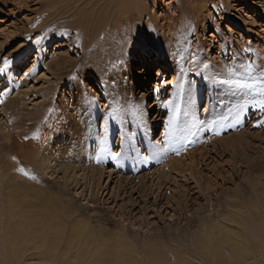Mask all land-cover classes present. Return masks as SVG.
<instances>
[{
    "label": "rangeland",
    "instance_id": "rangeland-1",
    "mask_svg": "<svg viewBox=\"0 0 264 264\" xmlns=\"http://www.w3.org/2000/svg\"><path fill=\"white\" fill-rule=\"evenodd\" d=\"M121 1L0 0V60L5 57L12 60L14 70L17 69L15 73L24 63L30 62L29 71L35 73L33 79L17 78L15 73L8 76L6 66L0 68V76H7L0 82V87L7 84L6 92L0 95V237L3 242L9 240L7 232L22 231L23 225H32L30 231H38L32 235L33 242L29 234L28 244L24 240L22 245L16 246L12 255L21 252V256L17 253V260L14 256L11 260L7 258L9 264L18 260L17 264H44L36 259L39 252L29 249L32 245L54 248V253H47L48 258L57 256L59 263L57 260L47 264H220L221 250L226 251L221 248L213 251L212 247L205 246V239L218 236L224 221L219 215L209 220L206 217L217 209L231 210L223 207L224 200L234 195L239 207H245L239 208L237 217L248 220L251 204L264 207V124L254 127V117L230 127L221 135L191 133L175 147L162 144L168 116L163 104L172 98V85L177 79V66L170 54L177 51V38L182 29L189 23L194 26L192 50L200 48L213 69L230 66L233 58L250 59L264 68V0H226L223 8L217 5L216 10L208 6L207 13L213 16L210 25L198 23L195 15H181L176 0H132L134 5L126 10L129 15L119 13ZM66 11L71 14L61 16ZM244 13L248 17L243 16ZM45 26L50 28L45 29ZM49 30L76 35L61 38L49 35ZM125 33L136 45V51L132 45L124 46L122 58L127 61L126 67L114 70L117 59L121 58ZM37 34H44L47 39L42 45L34 46L29 38H39ZM137 35L141 43H136ZM225 40L242 51V57L233 56L228 48L225 59L221 55V43ZM145 42L154 45V57L165 62L164 73L158 74V64H154L147 68L141 65L133 74L134 63L144 57L141 44ZM76 44L79 46H74ZM245 46H249L250 51L246 52ZM22 56L25 62L19 63ZM162 79L168 83H161ZM184 79L192 85L199 116L201 119L208 117L204 109L210 101L208 86L211 85L192 74H186ZM140 82L151 86L136 90ZM13 97L20 99L17 110L9 109L7 104ZM74 98L79 104L77 109ZM93 98L98 106L92 103ZM132 101L144 105L148 134L153 143L161 147L154 149L145 145L138 146L135 152H126L121 147L117 129L112 127L111 155H103L105 149L96 137L89 136V140H85L88 113L91 112L99 123L109 104ZM73 128L77 139L70 143L72 137L68 131ZM8 132L13 133L19 145L24 141L22 146L27 149V158L20 156L17 143L8 140ZM38 135H45L46 139H37ZM230 142L235 144L236 150L222 153L225 148L230 149ZM196 148H200L201 153L207 152V156L203 161L198 160L195 167L194 161L185 160L181 153L185 149L193 152ZM195 155L197 160L198 155ZM170 158L178 159V163L185 161L191 176L194 167L200 176L195 180L181 173V177L169 167ZM92 177L95 184L89 181ZM156 178H164L162 185L157 184L159 179ZM125 183L137 191L122 192ZM100 190H103L100 197L91 195ZM160 192L166 196L157 205ZM66 214L69 219H65ZM40 221H44L48 230L59 232L58 237H43L49 232L38 229ZM252 222L249 230L262 243L264 237H258L253 230L259 226L257 218ZM227 223L229 228L236 229L234 222ZM16 226L19 229L14 231ZM204 232L210 234L204 237ZM84 233L91 239L89 247H73ZM96 256L103 259L100 260L103 263H98ZM59 258L64 260L60 262ZM259 263L264 264V261L260 259Z\"/></svg>",
    "mask_w": 264,
    "mask_h": 264
},
{
    "label": "snow or ice",
    "instance_id": "snow-or-ice-1",
    "mask_svg": "<svg viewBox=\"0 0 264 264\" xmlns=\"http://www.w3.org/2000/svg\"><path fill=\"white\" fill-rule=\"evenodd\" d=\"M195 32L194 26L190 23L185 26L177 38V51L172 52L174 62L177 66V79L172 85L174 93L172 98L163 104L168 116L165 123L163 145L175 147L186 134L200 132H209L213 135H221L230 127L238 126L241 122L254 117L255 121L264 124V68H260L250 59L243 62H237L226 66L222 71L211 67L210 61H207L201 54V49L192 50L191 35ZM29 38V42L35 45H42L47 39L44 34H37ZM49 35H59L61 38L66 35L71 38L74 33L60 31L58 33L49 30ZM124 45L121 46V58L117 59L115 69H124L127 61L122 58L123 48L132 45L136 51V45L133 44L128 33L123 37ZM223 42V41H222ZM136 43H141L137 35ZM76 47L79 44L74 45ZM145 63L149 62L155 54L154 45L147 42L141 44ZM246 52L250 49H245ZM221 55L227 59V46ZM13 61L5 57L0 60V68L7 67L10 71ZM39 63V62H37ZM32 65L24 63L15 76L33 79L34 72H30ZM192 74L207 81L213 89H223L224 95L231 97L230 100L221 98L214 106L211 102L205 107V112L211 115L201 119L198 113L196 96L193 92L191 83L185 82V75ZM6 74L0 76V82L5 81ZM161 83L167 84L168 81L162 79ZM7 84L0 87V95L6 92ZM159 92V89H154ZM107 103V100L105 101ZM92 103L98 102L93 98ZM216 107H221L222 112H215ZM85 133L90 137H96L103 145L104 155H111L110 129L115 127L121 138V147L126 151L135 152L138 146H148L149 148L159 149L161 144H154L151 140L147 127V116L144 105L137 104L135 101L130 103L119 102L109 104L106 115L100 118L99 123L88 113Z\"/></svg>",
    "mask_w": 264,
    "mask_h": 264
},
{
    "label": "bare ground",
    "instance_id": "bare-ground-1",
    "mask_svg": "<svg viewBox=\"0 0 264 264\" xmlns=\"http://www.w3.org/2000/svg\"><path fill=\"white\" fill-rule=\"evenodd\" d=\"M177 1V4H178V10H179V12H180V14L181 15H187V16H191V15H195L196 17H197V20H199L198 21V23L199 22H207L208 23V25H210L211 24V21H212V14L211 13H207V8H208V6L210 7H213V9L214 10H216V8L219 6L220 8H223V6H224V2L226 1V0H217V2H216V4H214L213 2H215V0H176ZM230 1V0H229ZM243 1H245V0H243ZM66 2V1H65ZM122 3H121V5H119V13H125V14H128V13H126L127 11V9H130V7H131V5H134V2L132 1V0H123V1H121ZM246 2V1H245ZM247 2H249V1H247ZM69 2H67V5L69 6V4H68ZM136 4V3H135ZM218 5V6H217ZM248 5V4H247ZM60 6V5H59ZM136 6V5H135ZM64 7H65V5H64ZM75 7H77L78 8V5H75ZM218 7V8H219ZM245 8L247 9V7L245 6ZM71 9V8H70ZM144 9V8H143ZM139 10H141V9H139ZM209 10V9H208ZM60 11V10H59ZM69 11V10H68ZM144 11V10H143ZM224 11V10H223ZM71 12V11H70ZM129 12V11H128ZM145 12V11H144ZM143 12V13H144ZM71 13H69V12H65V13H62L61 14V16H68V15H70ZM140 14H142V13H140ZM56 15V14H55ZM129 15V14H128ZM126 16V15H125ZM243 16H247V14H245L244 13V15ZM248 17V16H247ZM53 18V17H52ZM54 19V18H53ZM52 19V20H53ZM56 20H54V22H55ZM72 23V22H71ZM194 23H195V21H194ZM197 23V24H198ZM55 23H53V25H54ZM196 24V23H195ZM179 26H182V25H179ZM50 28V26H45V29H49ZM72 28V27H71ZM73 31V30H72ZM221 49H223V50H225V46H227V49L228 48H230L231 50H230V52H231V54L234 56H241V53H242V51H240V50H238L237 48H235L229 41H227V40H225V41H223L222 43H221ZM244 50L245 49H250V47L249 46H245L244 48H243ZM261 56V55H260ZM242 57V56H241ZM263 57V56H262ZM24 57L22 56L20 59H19V63H23V62H25L24 61ZM262 60V59H261ZM243 61H247L246 59H243V58H238V59H234L233 58V60L230 62V65L231 64H234V63H237V62H243ZM154 64H158V74H160V73H164L165 71V62H163L162 61V59H160V61L158 60V59H156L154 56H153V58H151V60L149 61V62H147V63H145V59H144V57H141L138 61H136L135 63H134V67H133V74H135L136 73V70H137V68H139V67H141V65L142 66H146V68L147 67H150V66H154ZM264 64H262V66H263ZM215 70H219V71H222L224 68H214ZM11 70H12V72L11 71H9V73H8V76L9 75H12L13 73H15L16 71H17V69L16 70H14V66H12V68H11ZM9 78V77H8ZM11 79V78H10ZM153 85V84H152ZM151 85L150 84H146V82H140V84H139V86L137 87V88H135L136 90L137 89H140L141 91L144 89V88H147V87H150ZM208 91H210V97L208 98L210 101L209 102H211L212 100V104L215 106L216 104H217V102L221 99V98H223V99H226V100H230L231 99V97H228V96H225L224 95V91L225 90H223V89H219V88H217V89H213V87L212 86H208ZM18 93H21V92H18ZM17 94V93H16ZM21 95V94H20ZM22 96V95H21ZM142 96H143V93H142ZM15 97V96H14ZM10 98V99H8L7 100V104H9V109H11V108H13L14 110H17L18 109V101L20 100L19 98H20V96H19V94H18V97L19 98ZM144 97V96H143ZM207 99V100H208ZM74 102L76 103L75 104V107H76V109L78 108V106H79V104H78V102H77V99L76 98H74ZM209 102H208V104H209ZM207 106V105H206ZM223 111V109L221 108V107H216L215 108V112H217V113H219V112H222ZM78 112V111H77ZM43 114V113H42ZM45 114V113H44ZM211 114L209 113V115L208 116H210ZM249 118H251V116L249 117ZM242 123V122H241ZM21 124V123H20ZM244 124V123H243ZM261 123H259L258 121H256L255 122V124H254V127L256 126V128H257V126L258 125H260ZM239 126V125H238ZM260 127V126H259ZM70 129V128H69ZM12 130V129H11ZM68 132H71L70 133V135H71V140L69 141L70 143H74V142H76V139H77V135H75V134H77L75 131H74V128H73V130L72 131H68ZM26 133V132H25ZM24 134V133H23ZM2 135V134H1ZM67 135V134H66ZM69 135V136H70ZM6 137L8 138V140L10 141V139H12V141H13V144H14V142L15 143H17V141H16V138L14 137V135H13V133L12 132H8V134L6 135ZM5 137V138H6ZM40 137L41 138H44V139H46V137H45V135H43V136H37V139H40ZM89 136H87L86 138H85V140L87 141V140H89V138H88ZM79 138V137H78ZM67 139V138H66ZM4 140V139H3ZM7 140V141H8ZM34 140V139H33ZM69 140V139H68ZM67 140V141H68ZM66 141V142H67ZM200 141L199 140H196V143H199ZM232 142V141H231ZM229 143V144H231V146H230V149H227V148H225L223 151L224 152H222V153H226L225 151H230L231 149L232 150H236V148H235V144L234 143ZM22 143H24V141L23 142H21L20 144L21 145H19L18 143V146H19V153H20V156H22L23 158H27V156H28V154L26 153V151H27V149L26 148H24V146H22ZM195 143V142H194ZM25 145V144H24ZM67 145V144H66ZM187 145V144H186ZM61 146V145H60ZM64 147V146H63ZM67 147V146H66ZM229 147V146H228ZM64 149V148H63ZM67 149V148H66ZM198 149H200V148H196L195 149V151H193V152H189L188 150H184V152H182L181 153V155H183L184 156V158H185V160L187 159V160H189V161H194L193 162V165L195 166L197 163H199L198 162V160H202L203 161V158H204V156H207V152H199V151H201V150H198ZM65 150V149H64ZM202 150H203V148H202ZM162 151V150H161ZM221 151V150H220ZM69 153V152H68ZM99 153V152H98ZM162 152H160V154H161ZM180 153V152H179ZM195 153L198 155V159L196 160V155H195ZM62 154H64V153H62ZM164 155H165V153H163ZM65 155V154H64ZM101 155H102V153H101ZM104 155V154H103ZM65 157V156H64ZM67 157V156H66ZM65 157V158H66ZM109 157V156H108ZM53 159V158H52ZM102 159V158H101ZM171 159V158H170ZM54 160V159H53ZM76 160V159H75ZM74 160V161H75ZM104 160V159H103ZM26 161H27V159H26ZM25 161V162H26ZM55 161V160H54ZM60 161V160H59ZM100 161V160H99ZM182 161V160H181ZM101 162V161H100ZM167 162H169V167L171 168V170H173V171H175V172H179L180 174V176H181V173L184 175V177H187V178H191V179H195V180H197L196 178H198L200 175L196 172V170H195V167L193 168V170H194V172L192 173V176H191V171H189L188 170V168L184 165V163H185V161H183V162H179L178 163V159L176 160V161H174V160H169V161H167ZM236 163V162H235ZM181 164V165H180ZM201 164H202V162H201ZM70 165V164H69ZM192 165V164H191ZM236 165V164H235ZM56 166V165H55ZM58 166V165H57ZM189 167V166H188ZM49 169V168H48ZM163 170V169H162ZM172 171V172H173ZM158 172H160V171H158ZM65 173H66V171H65ZM64 172L62 173L63 174V176L64 175H66ZM105 173V172H104ZM161 173V172H160ZM160 173H157V174H160ZM171 173V172H170ZM103 174V173H102ZM163 174V173H162ZM168 174V173H167ZM100 175H101V173H100ZM111 175V174H110ZM222 175V174H221ZM162 176V175H161ZM231 176H233V175H231ZM64 177H66L67 178V176H64ZM90 177V176H89ZM95 177V176H94ZM152 177H154L155 178V176H152ZM159 177V176H158ZM166 177V176H165ZM182 177V176H181ZM221 177H223V176H221ZM102 178V177H101ZM110 178V177H109ZM134 178V177H133ZM149 178H151V177H149ZM169 178H171V176L169 177ZM168 178V179H169ZM220 178V177H219ZM234 178V177H233ZM131 179V178H130ZM129 179V180H130ZM146 179V178H145ZM144 179V180H145ZM157 179V178H156ZM156 179H155V181H156ZM159 179V183H158V181H157V184L158 185H162V183L164 182L163 181V179L164 178H158ZM157 179V180H158ZM201 179V178H200ZM134 180V179H133ZM147 180H148V177H147ZM152 180V179H151ZM167 180V179H166ZM173 180V179H172ZM186 180V179H185ZM184 179H183V181H185ZM189 180V179H188ZM199 180V179H198ZM77 181V180H76ZM89 181H92V183L93 184H95L96 183V181L94 180V178L92 177V178H90V180ZM112 181V180H111ZM127 181V180H126ZM135 181H137V179H135ZM142 181V180H141ZM223 181V180H222ZM226 181H227V179H226ZM132 182V181H131ZM138 182V181H137ZM186 182H188V181H186ZM220 182V181H219ZM78 183V182H77ZM76 183V184H77ZM110 183V182H109ZM139 183H140V181H139ZM144 183H146L145 181H144ZM147 183H148V181H147ZM150 183V182H149ZM169 183V182H168ZM205 183V182H204ZM126 184V183H125ZM133 184V183H132ZM138 184V183H137ZM136 184V185H137ZM141 184H142V182H141ZM167 184V183H166ZM172 184V183H171ZM232 184H233V182H232ZM124 185V184H123ZM135 185V184H134ZM136 185H135V187H136ZM138 185H140V184H138ZM145 185V184H144ZM164 185V184H163ZM204 185V184H203ZM92 186V185H91ZM142 186V185H141ZM149 187H150V184L148 185ZM148 186H146V187H148ZM96 187V186H95ZM98 188H99V185L97 186ZM144 187V186H143ZM148 187V188H149ZM151 187H154V186H152V184H151ZM156 187H158V186H156ZM161 187V186H160ZM160 187H158V188H160ZM252 187L253 188H255V186H253V184H252ZM123 189H122V192L123 191H125V190H128V189H131V190H128V191H131L130 193L132 194V189H133V186L131 185V184H126V185H124V187H122ZM161 188H163V187H161ZM166 188V187H165ZM169 188V187H168ZM100 189H102V188H100ZM146 189V188H145ZM157 189V188H156ZM167 189V188H166ZM249 189V188H248ZM98 190V189H97ZM133 190H135V188L133 189ZM142 190H144L143 188H142ZM158 190H160L161 191V189H158ZM157 190V191H158ZM67 190H66V187L64 186L63 187V192L65 193ZM103 191V190H102ZM102 191L100 190L99 192H92L91 193V195L92 196H99L100 197V194H102ZM135 191H137V190H135ZM149 191V190H148ZM126 192V191H125ZM144 192H147V191H144ZM152 192H153V190H152ZM159 192V191H158ZM165 192V191H164ZM188 192V191H187ZM223 192H225V191H223ZM227 192V191H226ZM235 192V191H234ZM141 193H143V192H141ZM149 193V195H150V191L148 192ZM168 193V192H167ZM230 193V192H229ZM63 194V193H62ZM135 194V193H134ZM125 195V194H124ZM152 195H153V193H152ZM158 195V194H157ZM133 196V195H132ZM138 196H140V195H138ZM143 196H145V195H143ZM151 196V195H150ZM165 196H166V194L165 193H159V195L157 196L158 198H157V205L160 203V202H162L163 200H164V198H165ZM225 196V195H224ZM223 196V197H224ZM148 197V196H147ZM238 198H239V196H237ZM55 198V197H54ZM59 198H61V197H59ZM64 198V197H63ZM138 198V197H137ZM150 198V197H149ZM172 198H174L173 196H172ZM225 198V197H224ZM65 199V198H64ZM136 199V198H135ZM147 199V198H146ZM167 199V198H166ZM169 199V198H168ZM55 200H56V198H55ZM59 200V199H58ZM66 200V199H65ZM64 200V201H65ZM170 200V199H169ZM193 200V199H192ZM172 200H170V202H171ZM225 201V205L223 206V207H225L226 209L228 208V209H231V210H229V211H221V210H214L213 211V213L212 214H209L206 218H208V220L209 219H212L213 217H215L216 215H219L222 219H223V223H222V226L220 227V230H219V235L216 237H214V239L213 238H211V236H208V239H205V246H210V247H212L214 250L213 251H215V250H219V248H221V249H224L228 254H226V252H224L223 250H221V254L223 255V257H221L222 255L221 254H219V255H221V256H219L220 257V259L222 258V260H221V263L220 264H243V263H245V264H247L246 262H250L251 263V261H254L255 263L254 264H260L259 263V260L260 259H262L263 261H264V241L261 243V242H259V241H257L256 240V236H254L253 234H252V232L249 230L250 229V224L249 223H251L252 221H253V219L254 218H257V224H259V226H257V227H254V229L253 230H255V233H256V235L258 236V237H260V238H262L263 239V237H264V207H262V206H260V205H257V204H251L250 206H249V208H248V211L249 212H247L248 214H247V216H248V220L244 217V219H242V218H240V217H237V215H238V213H239V208H241V209H245V207L244 208H242V207H239V203L237 202V200H236V196L234 195L233 196V198H227L226 200H224ZM145 202V201H144ZM167 202V201H166ZM147 203V202H146ZM145 204V203H144ZM180 205V204H179ZM178 205V206H179ZM143 207V206H142ZM14 208V207H13ZM162 208V207H161ZM28 209V208H27ZM174 209V208H173ZM219 209H220V206H219ZM65 210V209H64ZM178 210H179V208L178 207H176V211L178 212ZM224 210V209H223ZM201 211V210H200ZM205 212V210H202V213H204ZM201 213V214H202ZM241 213V212H240ZM179 214V213H178ZM40 215V214H39ZM37 216V215H36ZM15 217V216H14ZM65 219H69V215L68 214H66L65 215ZM205 217V216H204ZM237 217V218H236ZM250 217H251V221H250ZM16 218V217H15ZM29 219V218H28ZM205 219V218H204ZM3 220H4V218H3ZM6 220V219H5ZM23 220V219H22ZM43 220H45V219H43ZM23 221H25V220H23ZM4 222H6V221H4ZM227 222H234L235 223V225H236V229H231V228H229L228 226H227ZM10 223V222H9ZM13 223H15V222H13ZM25 223H27V221L25 222ZM34 223V222H33ZM71 223V222H70ZM253 223V222H252ZM251 223V224H252ZM30 224V223H29ZM31 224H32V222H31ZM2 225H3V223H2ZM5 225H6V223H5ZM17 226H18V224H16ZM23 225V224H22ZM52 225V224H51ZM256 225V224H255ZM7 226H9V224L7 225ZM15 227V228H17L16 230H14V231H17L19 228L18 227ZM4 227V226H3ZM11 227V226H10ZM23 227H24V229H22V231H21V229L19 230V232H17V233H14L13 231H11V232H7L8 234H9V236H10V239L9 240H7V241H4L3 242V238H2V236L0 237V264H7L8 263V261H6V259L8 258V259H10V257L12 256V258H13V256H14V258L17 256V253H15L16 255H12V253L15 251V248H16V246H18V245H22V243H23V241L24 242H27V244L29 243V239H28V235L30 234V241L31 242H33V239H32V235H34L33 233H36V234H38V231H34V230H32V231H30L31 230V227H33L32 225H29L28 227H27V225H26V227L23 225ZM45 227H47L45 224H44V221L43 222H39L38 223V229H43V230H45L46 232H49V235H42L43 237H52V239L53 238H56V237H58V233L59 232H54V231H50V230H48V228H45ZM54 228V227H53ZM75 228V227H74ZM6 229H7V227H6ZM13 229H14V227H13ZM205 230V229H204ZM0 231H1V229H0ZM10 231V230H9ZM89 231V230H88ZM206 231V230H205ZM104 232V231H103ZM2 233V232H1ZM3 233H4V231H3ZM206 232H204V234H205ZM217 233V232H216ZM8 234H7V236H8ZM210 233H206L205 235H204V237H207V235H209ZM1 235H3V234H1ZM41 235V234H40ZM56 235V236H55ZM36 236V235H35ZM34 236V238H36ZM41 237V236H40ZM39 237V238H40ZM79 237H81V238H79L80 239V241H78V243L76 244H74L73 245V247L74 246H77V245H81V246H88L89 247V243L91 242V239H90V237H89V235L88 234H86V233H84V234H82V236H79ZM211 238V239H210ZM37 239V238H36ZM41 239V238H40ZM261 239V240H262ZM45 240V239H44ZM94 241V240H93ZM202 241H204V240H202ZM42 242V241H41ZM45 242V241H44ZM202 244H204V242H202ZM42 245V244H41ZM65 245V244H64ZM68 245V244H67ZM67 245H66V247H67ZM28 246V245H27ZM23 247V246H22ZM18 248V247H17ZM69 248V247H68ZM68 248H67V250H68ZM18 249H20L21 250V248L19 247ZM30 250H33L34 252H39V254L37 255V257H36V259H38V260H40V261H44V264H45V262H46V264H47V262L48 261H57L58 259V257L56 258H52V259H50V258H48V254L50 255L51 253H52V251H53V249L50 247V246H47L46 247V245H45V247L44 246H38V245H32V246H30V248H29ZM44 249V250H43ZM72 248H70L69 250H71ZM205 249V248H204ZM24 250V247L22 248V250L21 251H23ZM41 250H43V252L41 251ZM78 250V249H77ZM81 250V249H80ZM80 250H79V252H80ZM211 250V249H210ZM219 250V251H220ZM73 251V250H72ZM83 251V250H82ZM208 251V250H207ZM56 252V251H55ZM85 252V251H84ZM209 252H211V251H209ZM208 252V253H209ZM218 252V251H217ZM223 252V253H222ZM20 253V255H18L19 257L21 256V252H19ZM18 253V254H19ZM48 253V254H47ZM53 253H54V251H53ZM118 253L120 254V249L118 250ZM207 253V254H208ZM116 254V253H115ZM202 254H204V253H202ZM206 254V255H207ZM56 255H58V253L56 254ZM117 256H118V254H116ZM35 256V255H34ZM67 256V255H66ZM86 256V255H85ZM61 257V256H60ZM79 257V256H78ZM218 257V258H219ZM13 258V259H14ZM35 258V257H34ZM81 258H83V255H81ZM80 258V259H81ZM86 258V257H85ZM84 258V259H85ZM100 258V257H99ZM102 258V257H101ZM105 260H106V258L105 257H103ZM18 259V258H17ZM16 258H15V260H17ZM20 259V258H19ZM60 259V262H61V259H63V258H59ZM98 259V257L96 256V260ZM11 260V259H10ZM37 260V261H38ZM64 260V259H63ZM91 260V259H90ZM95 260V259H94ZM100 260H103V259H98V263H103L102 261H100ZM114 260H117V259H115L114 258ZM257 260V261H256ZM19 261V260H18ZM18 261H17V263H18ZM79 261H81V260H79ZM78 261V262H79ZM82 261L84 262V260L82 259ZM100 261V262H99ZM120 261V260H119ZM16 261H12V263H15ZM96 262V261H95ZM118 262V261H117ZM17 263H15V264H17ZM50 264H51V262H49ZM55 263H57V262H55ZM58 263H59V260H58ZM111 263V262H110ZM9 264V263H8ZM62 264H63V262H62ZM82 264V263H81ZM89 264H91V263H89ZM94 264V263H93ZM96 264V263H95ZM116 264V263H115ZM253 264V263H252Z\"/></svg>",
    "mask_w": 264,
    "mask_h": 264
}]
</instances>
